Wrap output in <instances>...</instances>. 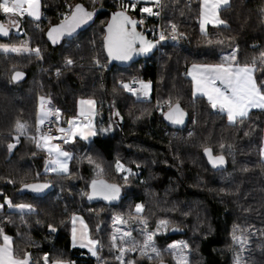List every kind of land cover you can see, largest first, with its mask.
I'll use <instances>...</instances> for the list:
<instances>
[{
    "label": "trees",
    "instance_id": "1",
    "mask_svg": "<svg viewBox=\"0 0 264 264\" xmlns=\"http://www.w3.org/2000/svg\"><path fill=\"white\" fill-rule=\"evenodd\" d=\"M42 1L48 24L38 28L30 19L18 18L20 29L9 39H0V44L40 50V56L0 50V140L15 145L7 157L0 158V203L5 198L12 202L10 210L2 207L0 211V230L12 236L14 254L22 258L29 254L30 264H45L46 254L47 264H121L118 247H112L111 212L130 211L141 203L142 216L125 219L133 226L127 249H139L140 228L153 230L163 220L165 231L155 235L154 243L168 246L181 239L189 250V264H235L243 252L233 240L238 233L250 241L241 262L264 264V160L260 154L264 110L250 111L243 119L228 123L224 112L193 95L187 76L189 66L219 64L235 51L240 65L255 68L258 85L264 82V60L260 58L264 53V0H229L219 10L225 23L210 26L205 33L199 30L197 0H160L161 23L176 25L181 42H164L158 56L111 68L104 52V27L111 11L124 10L120 3ZM76 4L107 11L75 38L49 44L46 29L62 21L70 13L69 6ZM126 13L135 21L141 16L139 5ZM17 71L25 75L19 82L12 79ZM133 77L139 83H151L147 100L135 99L121 85ZM39 95L60 105L65 117L80 113V100L95 101L91 114L95 134L87 145L77 138L70 141L68 145L79 158L73 157L67 173L37 172L48 160L34 137ZM167 102L180 104L188 113L183 130L163 122L167 106H160ZM18 124L25 126L24 132L17 131ZM206 147L226 158V169L215 172L208 166L202 155ZM117 161L130 170L129 175L117 171ZM36 175L49 179L52 191L41 198L20 194V188L34 182ZM98 178L121 186L118 205L88 202V183ZM19 204H30L33 210L21 212L15 207ZM73 214L85 219L91 237L98 241L94 257L71 245ZM164 254L158 262L175 264L172 253ZM123 260L152 262L135 254Z\"/></svg>",
    "mask_w": 264,
    "mask_h": 264
},
{
    "label": "snow or ice",
    "instance_id": "2",
    "mask_svg": "<svg viewBox=\"0 0 264 264\" xmlns=\"http://www.w3.org/2000/svg\"><path fill=\"white\" fill-rule=\"evenodd\" d=\"M159 3V0H156ZM228 0H201V11H200V27L203 32L206 24H224L225 21L221 20L218 16V10L221 5H227ZM27 5V8L24 6ZM135 0H129V4L122 5L121 11L113 13L112 20L109 22L107 27V35L105 36V48L107 50L108 56L116 60H128L131 58L133 52L147 53L153 47L151 41H146L143 34L136 31L137 21L132 20L128 15H126V9L131 7L132 9L136 8ZM70 16H66L65 20L62 21L61 25L51 28L48 32V37L55 44L61 36L68 35L71 36L73 32L82 24L86 23L88 20L92 19L93 13L88 12L80 4L74 6H69ZM27 11L28 15L39 19V0H0V12L4 14H13V15H23ZM141 13H148L149 15H158L154 13L150 7L140 8ZM131 26V27H129ZM173 29L175 26L173 25ZM0 34L3 36H8V31L3 24H0ZM176 37L173 36V39ZM161 40H164L165 37L161 34ZM139 42V48H135L134 45ZM0 50L4 52H35L37 56H40V50L30 49V48H20V47H9L8 45L0 44ZM261 60H264V53L260 54ZM73 61L71 59L67 60V64L71 65ZM99 63V61H97ZM255 63V61L253 62ZM195 71H190L189 75L193 79V91L201 92L207 96L208 101L211 103V106L215 109L219 107L221 112H226L229 122H234L236 118L243 119L248 115L249 108H264V82H261L259 85L257 80L253 75V67L249 65H240L237 61L236 52L229 56L223 57V60L219 64H204L199 66H193ZM23 76V73L16 72L12 79L18 80ZM124 88L131 91L129 85L125 84ZM149 88L148 84H142V90L147 94ZM50 104V101H44L41 98V113L38 117V128L39 125L43 124L47 119L48 115L51 113L52 109L48 108L45 110V105ZM80 115L84 117L88 123L84 124V127L80 129L79 133H76L72 130L71 125L74 121H69L70 127L68 129L59 128L58 131L64 133L65 136L68 133H71L73 136L80 135L82 139H87L88 134H95L92 129L89 117L93 114V107L95 101L91 99L80 100ZM58 113L59 110L57 109ZM165 119L170 120L173 124H182L184 122V113L179 109V106H175L172 110L165 115ZM57 120L59 116L57 115ZM87 130V131H86ZM18 132H24L25 126L23 124L17 125ZM191 135V134H190ZM63 139L64 137H60ZM18 139V138H17ZM53 137L49 135H41L40 142L37 143V147L41 146V142L44 145H47V151L50 156L53 157L51 164L48 167L49 171L57 173H67L69 171L67 161L70 159V155L67 152L62 151L58 145L50 143ZM14 144H9L8 148L11 150L14 148ZM223 147V145H221ZM205 155L208 156L209 162L214 168L222 166L225 163L224 156H215L212 155V150L210 148L204 149ZM260 154L264 157V148H261ZM47 163V162H46ZM123 165L117 162V171H121ZM129 171V169H124ZM25 187L31 188L33 191L39 192L47 188V184H34L26 185ZM92 194L89 196V199H92V196H101L105 200H113L119 196L120 189L116 185H110L105 183L103 180L97 181L93 180L91 182ZM6 203L9 207H12V202L5 198ZM2 207V205H0ZM21 212L25 209L31 212L32 205L30 204H19L15 205ZM143 210V205L137 204L135 206L136 213H141ZM75 220V217H74ZM125 223V221L120 218H114V222ZM146 224V221H143ZM166 221H159V225H166ZM119 231V229H118ZM2 234V230H0ZM145 239L143 247L141 248V254L146 255L147 250H151L156 257H160V250L156 248L154 243L155 233L145 232ZM130 232H124L123 235L119 237L120 245L118 246L117 236L114 234L112 236V247H119L120 256L118 259L121 260V264H132V262H125L122 257L124 253L128 250L135 251L136 248L133 246L131 249H126L123 245L126 244L127 237H130ZM75 229H73V239L75 241ZM10 237L3 235L4 243L0 245V264H29V254L25 253L23 258L15 257L10 246ZM234 242L238 241L243 250L246 243L243 235L237 237L233 235ZM98 241L94 239H89L88 244L81 246H91L89 251L92 255L95 256L96 245ZM187 248V244L181 243L179 245L172 244L169 245V249L172 251L173 258L176 260V264H189L188 256L185 255L184 249ZM151 259L152 257L149 256ZM45 264H47V254L45 255ZM53 264H60V262H53ZM237 264H240V257H237Z\"/></svg>",
    "mask_w": 264,
    "mask_h": 264
},
{
    "label": "built area",
    "instance_id": "3",
    "mask_svg": "<svg viewBox=\"0 0 264 264\" xmlns=\"http://www.w3.org/2000/svg\"><path fill=\"white\" fill-rule=\"evenodd\" d=\"M121 5H127L129 4V1L127 0H116ZM136 5L140 8L145 7L144 5L137 4ZM47 8L45 4H43L42 8V15L40 19L35 23V26L38 28H41L43 25L48 24V17L44 13V9ZM152 10L154 13H158V15H149L148 13H141V16L137 20L138 26L141 27V31L143 34L147 36V38L151 41H154L157 43V47L155 52L151 55H159L161 47L164 42H171V43H179L181 42V34L174 24H169L168 26H163L161 23V5L160 2L154 4L152 7ZM130 12H134L135 9H132L131 7H128ZM173 25L175 26V29H173ZM161 34L164 35L165 39L161 40ZM173 36L176 38L173 39ZM129 85V88L131 91L127 90V92L132 93L137 100H147L148 95L145 94V92L142 90L141 84L138 82V80L133 77L131 81L121 83V85L124 87V85ZM44 101H50V104L45 105V110L48 108H51L52 111L48 115L47 119L44 121L43 124L39 125V131L38 135L39 137L41 135H49L53 137L51 140L52 143L59 144V145H67L71 139L73 138V135L71 133H68L67 136H65L64 133H61L58 131L59 128L68 129L70 127L69 121H74V123L71 125V128L74 132L80 130L84 127V124L88 123L89 121H86L83 116L80 114H74L70 115L68 117L64 116V110L63 108L58 105L55 101H53L50 97L46 96L43 98ZM59 110L57 113L56 110ZM57 115L59 116V120H57ZM91 126H93V117L90 115L89 117ZM60 137H64L61 139Z\"/></svg>",
    "mask_w": 264,
    "mask_h": 264
},
{
    "label": "water",
    "instance_id": "4",
    "mask_svg": "<svg viewBox=\"0 0 264 264\" xmlns=\"http://www.w3.org/2000/svg\"><path fill=\"white\" fill-rule=\"evenodd\" d=\"M76 5H77V4H76ZM80 5H81V4H80ZM82 6H83V5H82ZM83 7H84V9H85L86 11L93 13V15H92V19H91V20H88L86 23L80 25V26L75 30V32H73V34H72L71 36H68V35L61 36V37L59 38V40H58L55 44L52 42V40L49 39V37H48V32H49V30H50L51 28H53V27H55V26H59V25H61L62 21H64L65 18H64L62 21H60L59 23L49 26V27L46 29V32H45V37H46V40L48 41L49 44H51V45H58V44H60L61 42H63L64 40H71V39L75 38L79 33L83 32V31H84V30H85V29H86V28H87V27H88V26H89V25H90V24L96 19V17H97L99 14H101V13L107 11V9H104V8H97V9H94V10H87V8H86L85 6H83ZM73 8H74V7H73ZM116 12H118V11H115V12H114V11H111V12H110L109 19H108V21H107V23H106V25H105V27H104V38H103V44H104V52H105V56H106V58H107V66H108V68H111V67H113V66H118V67H128V66H130V65L133 64V63H137V62L140 61V60L147 59V58L151 57V55H152V54L155 52V50H156L157 43L154 42V41L149 40L145 34H143L141 31H139V30H138V24H136V31L142 33L143 36H144V38H145V40H146V41H151V42L153 43L154 47H153L149 52H147V53L133 52L132 55H131V58L128 59V60H116V59H114V58H110V57L108 56L107 50H106V48H105V36L107 35V27H108L109 22L112 20V15H113V13H116ZM70 14H71V13H69L68 16H70ZM126 15H128V16L131 18V16H130L129 14L126 13ZM8 16H9L8 14L0 13V17H3V18H4V21H2V20L0 19V24H3V25L5 26V28L7 29L8 33H9L8 36H3L2 34H0V39H9L10 36H11V34H12V32H17V31L20 29V23L18 22V20L16 21V26H15V27H12V24H14L15 21H14V20H11L10 22H8V20H7V17H8ZM131 19H132V18H131ZM132 20H134V19H132ZM9 23H11V24H10L11 26L9 25ZM129 27H131V26H129ZM139 46H140V45H139V42H137V44L134 45V47L137 48V49L139 48ZM17 72H20V71H17ZM15 73H16V72H15ZM15 73H14V74H15ZM21 73H23V72H21ZM14 74H13V75H14ZM13 75H12V77H13ZM24 76H25V75H24V73H23V76H22L21 78H19L18 80H14V81L19 82V81H21V80L24 79ZM177 105L179 106V109L184 113V122H183L182 124H173L170 120L165 119V115H166L167 113H169V111L172 110L173 108H175V106H177ZM188 119H189V115H188V113H187V112L181 107V105L178 104V103H174V104H172V105H171L168 109H166V110L163 112V114H162V120H163V122L165 123V125H166L167 127H169V128H172V129L176 130V131L183 130V129L186 127V125H187ZM206 148H208V147H206ZM204 149H205V148H204ZM204 149L202 150V155L204 156V158H205V160H206L208 166H209L211 169H213L215 172H218V171H221V170H224V169L227 168V160H226L225 157H224L225 163H224L222 166H218V167L214 168V167L212 166V164L209 162V158H208V156L205 155ZM211 150H212V149H211ZM212 155H213V157H215V156H220V155H222V154H218V155H216V154H214L213 151H212ZM93 180H97V181L103 180V181H104L105 183H107V184L118 186V188L120 189L119 196H118L117 198L113 199V200H105V199H103V197H101V196H92V199H89V196L92 194L91 182H92ZM34 184H47L48 187L45 188V189H43L42 191H39V192L33 191L31 188H27V187H25L26 185H34ZM26 185H24V186H22V187L20 188V190H19L20 194L30 193L31 195H33L34 197H37V198L45 197V196H46L47 194H49V193L52 191V189H53V186H52V184H51V182H50L49 179L41 180V179L39 178L38 175H36V177H35V181H34V182L29 183V184H26ZM122 194H123V189L121 188V186H119V185L116 184V183L109 182V181H107V180H105V179L98 178V179H92V180L88 183V186H87V193H86V198H87L88 202L91 203V204H93V203H102V204H105V205H108V206H115V205H118V204L120 203L121 198H122V196H123ZM156 264H165V263H164V262H158V263H156Z\"/></svg>",
    "mask_w": 264,
    "mask_h": 264
},
{
    "label": "rangeland",
    "instance_id": "5",
    "mask_svg": "<svg viewBox=\"0 0 264 264\" xmlns=\"http://www.w3.org/2000/svg\"><path fill=\"white\" fill-rule=\"evenodd\" d=\"M15 26H16V23H15ZM8 46H18V47H20V48H29V47H21L20 45H8ZM31 49V48H30ZM33 50L34 49H36V48H32ZM25 53H28V52H20V53H12V54H15V55H21V54H25ZM7 54V53H6ZM101 65V63L99 62V63H97L96 62V66H100ZM40 70H47V69H44V67H41L40 68ZM56 73H58V71H56ZM141 84V86H142V84H148L149 85V88H148V90H147V94L146 95H148L149 93H150V91H151V83L150 82H143V83H140ZM44 97H46V96H41V95H39L38 96V98H37V112H36V122H35V134H34V137H35V140H36V142L38 143V142H40V137H39V135H38V131H37V128H38V117H39V115H40V112H41V98H44ZM165 106H167V108L170 106V103L169 102H167L166 104H163V105H161L160 106V108L162 109L163 107H165ZM166 108V109H167ZM220 110V109H219ZM87 131V130H86ZM89 136H90V134H88L87 135V138H89ZM80 138H81V136H80ZM88 142V141H87ZM87 142H86V144L85 145H87ZM10 144V142H7L6 140H0V158H5V157H7L8 156V154L12 151V149L10 150L9 148H8V145ZM12 144V143H11ZM14 144V143H13ZM69 144V143H68ZM63 145V146H61V145H59V144H56V145H58L59 146V148L62 150V151H64V152H67L69 155H70V159H68V161H67V165H68V169H69V165H70V161L73 159V157H78V155H76L75 153H74V151L70 148V146L69 145ZM40 148L42 149V143H41V146H40ZM43 150L45 151V153L47 154V156H48V161H46L47 163H45V165H44V167L43 168H41V169H37V172H40V173H43V174H48V173H57V172H52V171H49L48 170V167L50 166V164H51V160L53 159V157L52 156H50L49 155V153H48V151H47V145H44L43 146ZM79 158V157H78ZM77 158V159H78ZM117 162H119L121 165H123V169L120 171V172H122L123 173V175H125V176H127V175H129L130 174V172L129 171H125L124 169H128L124 164H122L120 161H117ZM117 162H116V167H117ZM48 164V165H47ZM47 166V167H46ZM137 204H141V203H137ZM137 204H135L133 207H132V209H130V211L129 210H124V212H122L121 210H115L114 212H111V222H110V231H111V240H112V236L115 234L116 236H117V241H116V243H117V245L119 246L120 245V240H119V237L121 236V235H123V233L124 232H130L131 233V236L130 237H127L126 239L127 240H129V239H131V237H132V235H133V226H131L130 225V223L127 221V220H125V219H127V218H132V219H135V218H139V217H141L142 216V214L144 213V207H143V210H142V212L141 213H136V211H135V206L137 205ZM142 205V204H141ZM9 206V205H8ZM5 209H11V208H7V206L5 207ZM1 211V210H0ZM116 217H120V218H122L124 221H125V223H120V222H118V221H116V222H114V218H116ZM75 219H79L80 221H83L82 220V218H81V216H79V215H77L76 216V218ZM134 220H132V222H133ZM165 227H166V225H159V222H157V224H156V226H155V228L153 229V230H147V228L146 227H144V228H142V230H141V228L139 229V232H141L142 231V237H143V239L140 241V244H139V249H137V250H135V251H131V250H128V251H126L125 253H124V255H123V257H122V259H124V257L126 256V255H132V254H135V255H137L138 257H140L142 254H141V248L143 247V243H144V239H145V235H144V233L145 232H152V233H155V234H158V233H160V232H164L165 231ZM49 229H53V228H49ZM118 229H119V231H118ZM237 237H239V236H241V234L240 233H238L237 235H236ZM155 237V236H154ZM245 241H246V243H245V245H244V248H243V252H242V254L239 256L240 257V264H244L243 262H241V259L244 257V255H245V252L249 249V243H250V241L248 240V239H245ZM112 243H113V241H112ZM181 243H184L181 239L180 240H176V241H174V242H172L171 244H169V245H172V244H177V245H179V244H181ZM185 244V243H184ZM236 244H238L239 246H240V243L238 242V241H236ZM169 245L168 246H159V245H157V244H155V246H156V248L157 249H159L160 250V253H161V255H160V257H156L155 256V254L154 253H152L151 252V250L149 249V250H147V254L146 255H142L143 256V258L145 259V260H149V261H152V262H150L151 264H155V263H157L159 260H162V257H164L163 255H165L164 253H172V251L169 249ZM124 247H125V244L123 245ZM241 247V246H240ZM126 248V247H125ZM127 249V248H126ZM128 249H131V248H128ZM117 257H119L121 254H120V252H119V247L117 248ZM184 253H185V255H187L188 256V258H189V250H188V248H185L184 249ZM163 254V255H162ZM149 256H151L152 258L150 259L149 258ZM119 261H120V259H119ZM174 261H175V264H176V260L174 259ZM235 264H237V258H236V260H235Z\"/></svg>",
    "mask_w": 264,
    "mask_h": 264
},
{
    "label": "crops",
    "instance_id": "6",
    "mask_svg": "<svg viewBox=\"0 0 264 264\" xmlns=\"http://www.w3.org/2000/svg\"><path fill=\"white\" fill-rule=\"evenodd\" d=\"M127 1H129V0H127ZM160 1V0H159ZM198 2H199V5H200V11H201V0H197ZM135 2L137 3V4H142V5H144L145 7H152L154 4H156L157 2H156V0H135ZM228 3H229V0H228ZM228 3H227V5H228ZM227 5H221L220 6V8H219V10L221 9V8H223V7H225V6H227ZM25 8H27V5H25L24 6ZM42 8H43V1L42 0H39V13H40V17H41V15H42ZM219 10H218V16H219ZM2 13V12H1ZM9 15V17H10V19L11 20H14L15 21V23H16V21L18 20V18L20 19V18H28V19H30L31 21H33L34 23H36L38 20L37 19H35V18H33V17H31V16H29L28 15V13H27V11H25L24 12V14L23 15H13V14H8ZM220 18V17H219ZM200 20H201V16L199 15V30H200V32H202L201 31V27H200ZM218 25H221V24H211V23H209V24H206L205 25V29H204V31L202 32V33H205L206 31H207V29H208V27H210V26H218ZM9 47H18V46H9ZM2 51V50H1ZM2 52H4V51H2ZM5 53H15V52H5ZM199 66V65H204V64H193V65H191V66H189L188 67V69H187V76L191 79V81H192V92H193V95L194 96H201V97H204L207 101H208V99H207V96H205L203 93H201V92H196L195 94H194V91H193V79H192V76L191 75H189V72L190 71H195V69H194V67L193 66ZM250 67H253V66H250ZM253 69H254V71H253V75H254V73H255V68L253 67ZM254 78H255V75H254ZM209 102V101H208ZM210 103V102H209ZM211 104V103H210ZM217 108H219V107H217ZM253 110H264V108H256V107H253V108H249L248 109V113L250 112V111H253ZM41 113V112H40ZM225 113V116H226V120H227V122L228 123H233V122H229V120H228V117H227V113L226 112H224ZM238 118H236V120H237ZM235 120V121H236ZM234 121V122H235ZM79 131L80 130H78V131H76V133H79ZM92 137V134H90V136H89V138H87V139H82V138H80V135H75V136H73V138L72 139H75V138H77V139H79V140H82V141H84V142H87L90 138ZM72 139H71V141H72ZM42 143V142H41ZM50 143H52L51 141H50ZM70 143V142H69ZM53 144H55V143H53ZM43 146H44V144L42 143V149H43ZM61 146H63V145H61ZM262 148H264V136H263V145H262ZM262 157V156H261ZM262 160H264V157H262ZM48 161V160H47ZM48 165V164H47ZM47 167V166H46ZM0 205H2V207H6L7 206V208H11V207H9L8 206V204L5 202V203H0ZM2 207H0V210H2ZM77 215H79V214H73L71 217H70V241H71V245H72V247H78V248H83V249H85L91 256H93L92 255V253H91V251H89V247H91L90 245L89 246H84V247H82L81 245L82 244H84V245H87L88 244V240L89 239H93L92 237H91V235H90V232H89V228H88V225H87V223H86V221H85V219L81 216V215H79V216H81V218H82V220L83 221H80L79 219H75L74 220V217L76 218V216ZM73 229H75V241H74V239H73ZM3 235H7V236H9L11 239H10V246H11V248H12V251H13V244H12V236H10V235H8V234H2V236H1V240H0V245H2L3 243H4V240H3ZM96 247V246H95ZM13 254H14V252H13ZM14 256L15 257H18V256H16L15 254H14ZM94 257V256H93ZM18 258H22V257H18ZM53 262H60V264H69L68 262H64V261H53ZM53 262L51 263V264H53ZM29 264H30V256H29Z\"/></svg>",
    "mask_w": 264,
    "mask_h": 264
},
{
    "label": "flooded vegetation",
    "instance_id": "7",
    "mask_svg": "<svg viewBox=\"0 0 264 264\" xmlns=\"http://www.w3.org/2000/svg\"><path fill=\"white\" fill-rule=\"evenodd\" d=\"M0 19L2 20V21H4V18L3 17H0ZM7 20H8V22H10L11 21V19H10V17L8 16L7 17ZM11 23H9V25H10ZM11 26V25H10ZM12 27H15V23L14 24H12Z\"/></svg>",
    "mask_w": 264,
    "mask_h": 264
}]
</instances>
